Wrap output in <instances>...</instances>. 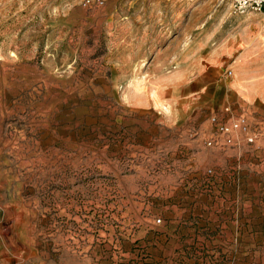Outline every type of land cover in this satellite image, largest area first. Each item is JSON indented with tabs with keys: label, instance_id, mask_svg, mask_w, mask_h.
Masks as SVG:
<instances>
[{
	"label": "rangeland",
	"instance_id": "1",
	"mask_svg": "<svg viewBox=\"0 0 264 264\" xmlns=\"http://www.w3.org/2000/svg\"><path fill=\"white\" fill-rule=\"evenodd\" d=\"M86 1L0 0V264H264V154L191 146L264 123L263 15Z\"/></svg>",
	"mask_w": 264,
	"mask_h": 264
},
{
	"label": "crops",
	"instance_id": "2",
	"mask_svg": "<svg viewBox=\"0 0 264 264\" xmlns=\"http://www.w3.org/2000/svg\"><path fill=\"white\" fill-rule=\"evenodd\" d=\"M247 101V100H246ZM248 102V101H247ZM253 111V109H251ZM208 125H203L198 132V136L192 141L191 146L195 153V158L197 160H205L209 157L212 159L220 158L226 159L228 157L238 158L242 155H248L249 152L253 151L256 154H264V137L258 136L255 139L254 144H256V150L252 148L251 144H248L244 140V144L240 143L238 139L233 140L231 143L226 142V135L219 132V130H214L213 132L209 129ZM234 138V134L231 135ZM253 144V145H254ZM0 205L5 206L6 210H11V206H6L5 200L0 199ZM24 241L21 239H15L16 245L14 243L11 245H6L2 240H0V258L3 260L8 259L7 257L14 256L17 253V248H21L19 251L25 253L26 251L22 249L24 247ZM3 243V244H2ZM14 248V249H13ZM212 252L216 248L214 245H210ZM9 257V258H10ZM11 260V258H10ZM8 264V263H7Z\"/></svg>",
	"mask_w": 264,
	"mask_h": 264
},
{
	"label": "built area",
	"instance_id": "3",
	"mask_svg": "<svg viewBox=\"0 0 264 264\" xmlns=\"http://www.w3.org/2000/svg\"><path fill=\"white\" fill-rule=\"evenodd\" d=\"M86 2L90 4L89 0ZM233 5L238 12L254 11L261 13L264 17V0H234ZM212 120L214 121L215 117ZM255 126L252 127L245 119H239L238 121L232 120L227 126L225 124L218 130L226 135V142L228 143L243 138L246 143L253 145L258 136L264 137V123L260 127ZM232 134H234V138L231 136Z\"/></svg>",
	"mask_w": 264,
	"mask_h": 264
},
{
	"label": "bare ground",
	"instance_id": "4",
	"mask_svg": "<svg viewBox=\"0 0 264 264\" xmlns=\"http://www.w3.org/2000/svg\"><path fill=\"white\" fill-rule=\"evenodd\" d=\"M264 39V38H263ZM236 80V79H235Z\"/></svg>",
	"mask_w": 264,
	"mask_h": 264
}]
</instances>
